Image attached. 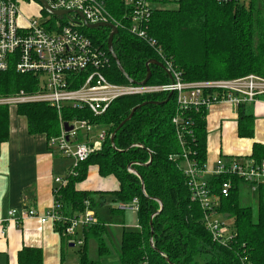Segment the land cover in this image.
Segmentation results:
<instances>
[{
  "label": "trees",
  "instance_id": "16d2710c",
  "mask_svg": "<svg viewBox=\"0 0 264 264\" xmlns=\"http://www.w3.org/2000/svg\"><path fill=\"white\" fill-rule=\"evenodd\" d=\"M104 1L120 25L113 40L114 53L125 74L136 83L145 80L147 64L152 60L163 65L171 63L184 81L191 83L248 75L264 78V0H231L225 4L217 0L164 2L148 24V38L154 41V47L129 32L125 16L129 6L124 0ZM80 31L110 59V66L104 71L107 79L129 84L109 53L111 30L82 27ZM150 69L149 84L172 82L163 68L152 64ZM38 88V78L32 74L18 73L13 67L0 72V97L21 91L34 93ZM169 96L124 97L102 116H94L88 109L64 107L59 117L58 111L47 103L19 105L17 112L27 118L30 134H43L49 140L60 136L61 119L86 120L107 131L101 150L79 164L76 175L67 176V185L55 199L65 215L84 213L87 208L95 211L106 194L78 191L76 185L86 180L93 165L98 166L102 177H116L120 189L111 193L115 201L129 205L137 199L139 204V228L124 230L118 254L120 264H201L200 260L205 264H264V199H259L255 217L250 206L242 205V180L228 176L209 180L217 195L224 181L231 179L233 183L228 196H220L218 208L220 214L231 219L233 239L226 245L217 243L203 225L204 210L191 200L186 177L175 158L182 154V147L172 124L176 96ZM138 106L141 107L133 117L121 126ZM246 106L238 107V135L253 138L254 116ZM207 115V110L192 111L194 137L185 136L186 141H191L190 156L201 168L207 164ZM8 124L9 107L0 106V145L8 139ZM251 159L264 161L263 145L254 144ZM83 236L78 251L80 264H101L89 258L87 242L96 239L100 256L110 253L105 222L98 220L85 227ZM18 259L20 264H43L42 251L37 248L21 250Z\"/></svg>",
  "mask_w": 264,
  "mask_h": 264
},
{
  "label": "built area",
  "instance_id": "2783aa9c",
  "mask_svg": "<svg viewBox=\"0 0 264 264\" xmlns=\"http://www.w3.org/2000/svg\"><path fill=\"white\" fill-rule=\"evenodd\" d=\"M225 4L231 0H217ZM54 11H68L65 16L50 15L40 0H0V72L11 67L21 74H32L38 78V90L34 93L24 91L15 95L0 97V106L17 108L19 105L47 103L54 107L61 117L64 107L90 110L94 116L104 115L111 105L124 97L169 94L176 96V109L172 124L176 130L182 154L179 168L186 177L191 191V200L200 204L204 210L202 223L217 243L226 245L234 237L231 219L218 212L220 196L227 197L233 188L231 179L224 181L215 194L209 180L215 176L236 177L257 191L264 185V161L235 159L229 162L217 160L214 168L205 165L201 168L190 156V142L193 138L194 122L191 112L209 110L217 103H230L236 107L242 104H254L264 96V78L248 75L235 79L207 80L186 82L171 63L165 66L172 80L169 84L123 85L110 82L104 71L110 66V59L92 40L80 31L83 20L76 12H81L89 24L110 23L117 28L119 23L112 18L104 0H46ZM129 6L126 18L129 20V32L146 41L149 40L147 29L152 14L161 9L164 2L173 4L177 0H124ZM32 11L30 15L23 10ZM47 13V15H46ZM126 19V20H127ZM65 22V23H64ZM78 22H81L80 25ZM72 127L65 131L64 124ZM108 133L106 130L86 120L64 122L61 119V134L50 140V147L65 158L73 160V169L63 178L54 182L55 197L68 183L67 176L77 174L79 164L102 148ZM61 204L56 201L52 208L39 216L35 210L21 212V217L38 218L42 224L52 223L61 228L63 235L70 242L79 246L83 241H74L73 237L79 228L84 229L98 223L96 212L87 208L84 213L65 215ZM89 204L87 203V206ZM123 209L137 213L138 200L135 199ZM17 210L9 216L14 218ZM2 221L0 220V224ZM136 228H139L138 226Z\"/></svg>",
  "mask_w": 264,
  "mask_h": 264
},
{
  "label": "crops",
  "instance_id": "0c3cea01",
  "mask_svg": "<svg viewBox=\"0 0 264 264\" xmlns=\"http://www.w3.org/2000/svg\"><path fill=\"white\" fill-rule=\"evenodd\" d=\"M246 110L254 116L253 138H241L238 135V107L224 102L208 110V168H214L220 158L227 162L235 159L252 160L254 144L264 146V96L260 102L247 104ZM8 129V139L0 145V264H20L19 252L25 248L40 249L43 264H79L77 244L67 240L58 226L49 222L42 224L35 217L17 220L22 211L35 210L39 216H44L52 208L55 202L54 180L65 177L73 169V160L52 149L46 135L30 134L27 118L19 115L17 108H9ZM76 189L104 192L106 195L99 204L103 206L107 199L117 203L111 193L118 191L120 184L114 176L102 177L98 166L93 165L89 167L86 180L77 184ZM255 192H258V200L261 197L264 199V185ZM117 204L114 214L120 215L123 221L119 224L104 221L109 248L112 246L110 236L114 234L115 228L124 232L126 229H136L138 224H126L125 215L136 216L137 213L123 209L124 204ZM12 210L18 212L14 218L9 216ZM73 240L82 241L78 233ZM119 250L120 246L115 250L117 256ZM105 259L101 257L100 262L104 264Z\"/></svg>",
  "mask_w": 264,
  "mask_h": 264
},
{
  "label": "rangeland",
  "instance_id": "374dc122",
  "mask_svg": "<svg viewBox=\"0 0 264 264\" xmlns=\"http://www.w3.org/2000/svg\"><path fill=\"white\" fill-rule=\"evenodd\" d=\"M169 8L173 9L174 7H169ZM23 10L28 12V15H30L32 12V11L28 10L26 7H23ZM12 108L13 107H11L10 109L12 110ZM73 165H75V164H73ZM240 196H241L242 205L250 206L253 210L254 216L257 217L258 205H259L258 192H255V191L253 192V191H251V188L248 185L242 184L240 186ZM99 204H100V202H99ZM123 206H126V205H123ZM117 208H118L117 203H114L111 199H107L105 205H103V206L98 205L96 207L95 212L97 213V218L99 220L105 221L108 223L119 224L120 222L123 221V218L119 217L120 215L114 214V210ZM125 222H126V224H129V225H131L132 223L134 224L136 222L138 223L137 214H136V216L133 214H126L125 215ZM127 230H130V229H127ZM122 232H123L122 230L115 228L114 234H112L110 236L111 243H112L113 247L110 246V248H111V249L109 248L110 253L107 255H103V256H100V254H99V246H98V242L96 241V239L88 240L87 250H88L89 258L93 261L100 262L101 257H106L104 264H120L119 256H117V253L115 250L119 249V246H121ZM76 233H78L79 239L84 242L83 229L79 228ZM109 245H110V243H109ZM78 246L79 245L77 244L76 248L80 249L81 247L80 246L78 247ZM76 248H75V250H77ZM200 263L205 264V262L203 263V262H201V260H200ZM79 264H80V261H79Z\"/></svg>",
  "mask_w": 264,
  "mask_h": 264
},
{
  "label": "water",
  "instance_id": "95a60500",
  "mask_svg": "<svg viewBox=\"0 0 264 264\" xmlns=\"http://www.w3.org/2000/svg\"><path fill=\"white\" fill-rule=\"evenodd\" d=\"M40 3L42 4V6H43L44 9L46 10V12H48L50 15H53V16H65V15H68V14H69L68 11H54V10H52V9L50 8V6L48 5V3L46 2V0H40ZM76 13H77V14L79 15V17L83 20V25H84V27L87 28V29L94 30V29H100V28H109V29L111 30L110 35H109V39H108V49H109V53L111 54L113 60L115 61V63H116V65H117L118 69L124 74V76L128 79V81H129L130 83H136V82L132 81L131 79H129L128 76L125 74V71L123 70V68H122V66H121V64H120V61L118 60L116 54L114 53V50H113V40H114L115 35L118 33V29H117V27H116L115 25H113V24H110V23L89 24V23H87V22L85 21V18H84L83 14H82L81 12H76ZM78 23H79L80 25H82L81 22H78ZM152 64H153V65H157V66L163 68V69L167 72V70H166V68H165V66H164L163 64H161V63L158 62V61H154V60H152L151 62H149V63L147 64V76H146L145 80H144L143 82L139 83V84H146V83L149 82V80H150V78H151V69H150V65H152ZM167 74H168V72H167ZM168 75H169V74H168ZM169 77H170V75H169ZM171 96H172V95H170L169 98H170ZM169 98H168V100H169ZM168 100H167V101H168ZM154 103L157 104V105H158V104H161V103H158V102H154ZM143 105H145V104H143ZM139 107H141V106H138L137 108H135V109L132 110V112H131V114L129 115V117H128V118H127V119L121 124V126H123L125 122L129 121V120L133 117L135 111H136ZM121 126H120V127H121ZM64 128H65V131H66V132H69V131L72 130V127L69 126L68 123H65V124H64ZM113 138H114V135L111 136V142H112V144H113Z\"/></svg>",
  "mask_w": 264,
  "mask_h": 264
}]
</instances>
